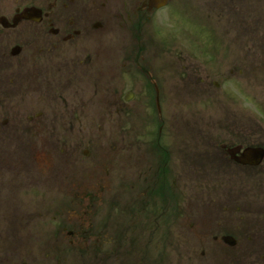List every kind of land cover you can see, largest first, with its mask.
<instances>
[{"label": "flooded vegetation", "instance_id": "obj_1", "mask_svg": "<svg viewBox=\"0 0 264 264\" xmlns=\"http://www.w3.org/2000/svg\"><path fill=\"white\" fill-rule=\"evenodd\" d=\"M160 45L155 66L199 69L196 82L215 87L204 93L227 101L212 135L180 147L184 172L171 177L198 172L195 195L180 194L183 232L171 241L199 245L194 264H264V0H0V212H23V196L55 192L57 176L48 184L43 167L70 164L47 151L32 160L28 143L38 153L44 133L101 129L84 125L89 111L120 116L128 91L119 85L133 84L125 75L138 64L152 70L150 50ZM50 145L56 150L58 139ZM88 153L71 165L87 164L89 174L97 161ZM47 210L31 204L27 212ZM33 230L0 226V264L33 261L41 245L58 244L56 234Z\"/></svg>", "mask_w": 264, "mask_h": 264}, {"label": "rangeland", "instance_id": "obj_2", "mask_svg": "<svg viewBox=\"0 0 264 264\" xmlns=\"http://www.w3.org/2000/svg\"><path fill=\"white\" fill-rule=\"evenodd\" d=\"M171 30L173 31L174 29ZM160 51L161 45L158 49L150 50L151 55L154 54L155 56V58H151L155 60L151 74L154 73L164 83L162 92L165 97L160 100L164 109L162 116L165 143L176 146L173 148V152L176 159L174 160L175 165H177L178 169H174V172L179 171L180 173L184 172V170H179L183 168L179 163L187 156L180 153L182 151L180 147L189 145L192 148H196L201 141L202 131H206L204 134L210 133L212 135L213 130L216 131V125L219 124L218 116L220 110L225 108L227 101L225 96L223 101H220L210 99L204 93V89L207 87L208 94L212 95V90L215 87L211 84L203 86L196 82L197 78L202 75L199 69L179 70L155 66L162 60ZM150 52L147 53V58H149ZM165 71L166 73H164ZM183 71L186 72V76L182 75ZM135 73L132 70H128V74L125 75L126 78L131 77L130 81L133 82V85L132 83L119 85L123 93L131 89L134 90L135 85L139 87V90H135L139 93L137 99L123 105L120 116H102L89 111L91 116L84 125L99 126L101 129L71 133L65 132V130L60 128L53 134L44 133L39 144L42 148L38 147V155L31 149L33 145L28 143V158L32 160L33 158L38 159V162H42L44 157H46L45 151H47L46 154L48 156H56L60 159V162H63L61 159H68L70 164H59L57 169L50 166L43 167L44 173L47 174L45 178L48 179V184L54 179L52 176H57V190L55 192H40L37 196L32 194L23 196L22 199L26 203V208L23 212L5 215L0 212V226L5 227L20 223L28 224L29 222V226L34 228L32 231L34 232L36 231L35 228L38 227L37 224L41 221H49L50 226L47 232L45 231L42 235L36 234L35 236L45 237L56 234L59 239H62L58 245H41V250L37 251L39 252L37 258L33 257V261H22L20 264H50V260L52 264H86L88 262L86 258L89 255L93 259L92 264H118L121 262L120 257L115 261H111L108 258L105 259V262L101 258L100 261L96 260L98 254L93 251L94 248L88 249L85 244H75L73 250L66 244V241H69L68 230H73L75 236L81 237L80 240L92 234L91 236L105 235L110 238L108 241L110 240L111 242L124 241L127 237L132 236V230L127 229V227H130L131 222H137L138 225H141V223L147 221V226L150 225L151 217H147L148 211H150V216L151 212L164 215V220L159 222L160 229L156 234H147V236L150 235V246H145L144 249H150V264L155 263L153 259L162 255H166L168 258L166 264L193 263L191 259L195 257L194 254L198 251L196 244L179 241L168 244L170 243L168 238L169 230L166 223V212L163 209L165 202L162 198H159L161 206L153 208L158 203L156 201L158 199L157 195L154 193V199H150V164L158 157L157 150L153 148L155 146L153 136L158 125H154L156 117L152 118L151 115V104L155 101L151 98L153 95L147 97L146 94L140 91V83L143 82L144 84L148 79L143 80L144 76L142 74ZM144 75L145 77L147 76L146 74ZM134 81L137 83L134 84ZM95 102L103 107L102 101L95 100ZM106 102L109 103L111 100ZM149 109L150 115L148 116L146 114L149 113ZM181 110L186 111L187 116L180 117ZM150 124L152 125L151 127ZM182 126H188L189 129L192 128L194 131L187 132ZM180 131L183 136L180 135ZM150 135H152V138H150ZM17 137L19 141L22 140L19 136ZM55 137L58 139L57 151L52 149L50 145V140ZM28 138L31 137L26 135L25 139ZM211 138L214 140L212 136ZM29 146L32 147L29 148ZM84 149L91 152V155L88 156L90 163L99 160V167L111 172L110 177L106 178V180L93 182L94 178H96L94 174L99 172V169L91 166V196L95 195L94 190L96 188L99 190L105 189L106 193L104 196H92L91 202L92 198L97 200L94 204L90 202V196L82 197L80 195V197H75L80 182H83V176H89L86 170L89 165L72 166L71 161H81L83 159L82 150ZM72 169L74 170L73 174ZM197 172L195 170L188 181H171L174 188H177L175 190L176 194L181 191L184 196L190 193L192 196L195 195V176ZM186 188L189 189L190 193L187 192ZM172 203H174L173 200ZM31 204L47 206V209H51V211L47 210V212L42 213L27 212ZM40 214H42V217H40ZM54 217L55 219H53ZM183 225L184 219L181 220V226ZM179 226L177 224L175 228L179 229L177 228ZM148 228L150 230V227ZM52 230L54 231L51 232ZM180 232H183V230H176L175 234L177 237L181 236ZM0 236H2L1 233ZM142 237L146 239V235L136 236L135 239H141ZM108 244L111 243L105 244V246L107 245L106 249L114 247ZM124 248L122 246V249ZM130 251L131 246H127L121 252ZM72 253L74 254L72 255ZM99 256L104 259L103 255ZM148 258H142L143 262L148 260Z\"/></svg>", "mask_w": 264, "mask_h": 264}, {"label": "snow or ice", "instance_id": "obj_3", "mask_svg": "<svg viewBox=\"0 0 264 264\" xmlns=\"http://www.w3.org/2000/svg\"><path fill=\"white\" fill-rule=\"evenodd\" d=\"M164 2H166V0H164ZM261 115H264V113H261Z\"/></svg>", "mask_w": 264, "mask_h": 264}]
</instances>
